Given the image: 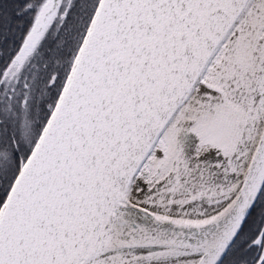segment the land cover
Instances as JSON below:
<instances>
[{
	"label": "snow or ice",
	"instance_id": "1",
	"mask_svg": "<svg viewBox=\"0 0 264 264\" xmlns=\"http://www.w3.org/2000/svg\"><path fill=\"white\" fill-rule=\"evenodd\" d=\"M0 264H264V0H0Z\"/></svg>",
	"mask_w": 264,
	"mask_h": 264
}]
</instances>
